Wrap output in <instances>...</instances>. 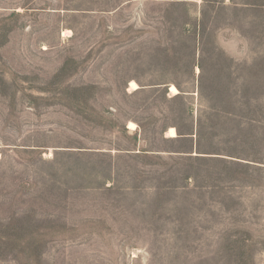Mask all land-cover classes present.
<instances>
[{
	"label": "rangeland",
	"instance_id": "1",
	"mask_svg": "<svg viewBox=\"0 0 264 264\" xmlns=\"http://www.w3.org/2000/svg\"><path fill=\"white\" fill-rule=\"evenodd\" d=\"M0 264H264V0H0Z\"/></svg>",
	"mask_w": 264,
	"mask_h": 264
},
{
	"label": "bare ground",
	"instance_id": "2",
	"mask_svg": "<svg viewBox=\"0 0 264 264\" xmlns=\"http://www.w3.org/2000/svg\"><path fill=\"white\" fill-rule=\"evenodd\" d=\"M131 89H132V90H137V89H138V85H137L135 82H132V83H131ZM171 92H172L173 94H175V95L179 93L178 89H177L174 85L171 86ZM134 126H135L134 124H131V127H134ZM169 134H170V136H171L172 138L177 137V132H176L175 129H171V130L169 131Z\"/></svg>",
	"mask_w": 264,
	"mask_h": 264
},
{
	"label": "crops",
	"instance_id": "3",
	"mask_svg": "<svg viewBox=\"0 0 264 264\" xmlns=\"http://www.w3.org/2000/svg\"><path fill=\"white\" fill-rule=\"evenodd\" d=\"M171 129H174V128H171ZM171 129H170V130H171ZM170 130H169V131H170ZM175 138H176V137H175Z\"/></svg>",
	"mask_w": 264,
	"mask_h": 264
}]
</instances>
